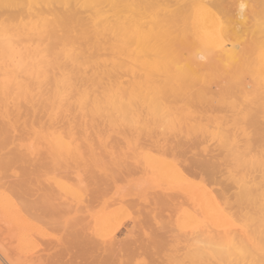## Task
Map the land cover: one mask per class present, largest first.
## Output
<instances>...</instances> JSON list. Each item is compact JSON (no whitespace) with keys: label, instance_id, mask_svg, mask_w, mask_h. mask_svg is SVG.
<instances>
[{"label":"bare ground","instance_id":"bare-ground-1","mask_svg":"<svg viewBox=\"0 0 264 264\" xmlns=\"http://www.w3.org/2000/svg\"><path fill=\"white\" fill-rule=\"evenodd\" d=\"M242 5H244V7H241ZM66 49H71L74 52L75 54L74 59H69V60L63 59L62 53ZM201 55L204 56L203 60L199 58ZM66 72H71L73 75V83L70 89L71 98L66 97L63 101V104L61 105V102L57 97L58 95H63V92H60L58 94L57 82ZM5 84L10 86L7 91H5V87H4ZM89 87L92 90V99L94 103L93 105H90L87 109H84L77 102V99L79 96V92ZM214 94L218 95V98L215 97ZM98 96L103 98L102 108H97L95 106V101ZM237 99H240L238 101H241L243 104L247 105L245 107L248 108V111L245 114L247 118L248 117L250 118L249 120L254 121L255 115L257 113L260 112L264 113V0H0V226H4L6 228L7 234L10 237L9 239H13L12 244L14 243L16 244V249H14V251L11 252L12 249H10L11 251H9L7 247L5 248V246L2 244L0 240V264H32V261L34 259H31L33 254H31L30 252L32 250L31 249L32 246L33 249L35 248L34 233L35 231H37V233L38 231H40L38 229L39 226L36 223H34V221H32L30 218V216H32V213L28 214L31 206L33 204L35 205L36 203L32 204L31 201L30 204L31 206H30L28 204L30 203V200H28V198L25 197L28 202L24 198H23L24 201L21 200V196L18 188H22V187L16 185V182H11L10 180L11 178L8 180V176H7L8 174L7 172L12 169H16L17 167L15 166L16 164H18V161H20L19 158L21 157L17 153V147L19 145L24 146V148L31 154H35L44 148L49 152V154L53 158V162L55 163L54 167L58 165L65 166L69 164L70 166L68 167H70L69 169H71L72 167H74V165L73 164L71 165V163L77 165L79 163L80 165V163L86 160L85 151H89L91 154H93L95 144L93 140H91L92 136H98V137L103 135L106 136L105 134H108L109 136L110 134L113 133L124 135V137L130 136L128 142L132 145L138 146L140 139L142 141H145L143 138H141L144 136L145 130L149 133L152 132L153 130H160L166 132L174 131L177 133V131L179 132L182 131L184 128H186L187 130H189V132L195 130L198 132L202 131L200 133H203L205 132V128H204L205 124L204 126H201L200 124H193L192 121H194V118L197 116L194 117V112L186 106L188 104L190 105L197 103L204 104V102L209 104H213V103L215 104L216 102H220V103L224 102V103H229V105H231V103L235 102V100ZM231 106H234V104H232ZM194 107L196 106H193L191 108ZM199 107L201 108V106ZM218 108H216L217 111ZM197 109L196 112L199 110ZM204 110L201 109V112H203ZM213 114L215 115L216 111ZM145 119L146 121H144ZM258 122L256 121V124ZM259 123L260 124L257 125L255 124V125L256 126L261 125V127L262 126L264 127V124H262L263 122L262 123L259 122ZM170 124H174V127H170ZM238 125L239 124L237 123V126ZM155 132L153 131L152 133ZM226 133H224L225 143L227 142V139H230L227 137L229 135L228 134L226 135ZM255 133L256 132H253L251 134H255ZM171 134L170 135L168 134L170 136V139L168 138L169 141H171ZM22 135L30 136L31 137L30 141L25 142L24 140L23 141L24 143L22 142L20 144L19 142L20 139L18 137ZM153 135L155 136V134ZM208 135H210V133ZM257 135L255 134L254 136ZM154 136H152L153 139ZM193 136L192 139L195 137ZM200 136L201 135H199V137ZM150 137L151 134L149 135V138ZM258 137L259 135L257 136V140ZM203 139L205 140L204 137L202 138V140ZM114 141L116 140H114L113 138L111 142L114 143ZM174 141H177V143L179 144L178 140H174ZM99 142L101 145L105 144V140L103 141L102 139H100ZM180 142H181L180 144L182 145L183 140H181ZM201 142L199 143L200 145ZM215 143L217 144V141ZM117 144L120 143L118 142ZM180 144L179 146H181ZM186 144L187 142L184 143L182 146L184 148L182 153H184L185 150L184 145ZM228 145L230 144L228 143ZM177 146L175 147L176 149L178 148ZM233 146L231 150L233 149ZM226 147H227V143H226ZM236 147L237 146L235 145V148ZM221 148L222 146H220V149L218 150L221 151ZM235 148L232 150V152H234V150L235 151L237 150V148L236 149ZM192 149L193 148H191V150ZM211 149H215V148H211ZM247 150H248L247 152H249L248 148ZM154 151L155 150H153V152ZM186 151H188V149ZM227 151L223 150L222 152H227ZM43 153L44 152H42V154ZM187 153L185 154L187 155ZM147 154L145 157H147ZM198 154L199 156L200 154L201 156H204L202 155V153H200V151ZM130 155H132V153ZM149 155L150 156L153 155L148 154L149 160L151 159V162L149 164H151L150 166H152V163L154 164L155 162L154 160L156 159L157 162L158 159L157 156H154L156 157L154 159L153 157H149ZM165 155L166 154H164L163 156ZM195 155L192 154V156ZM227 155L228 154H224V158L225 157L228 158V156H230ZM213 156H211V160L209 157L208 160L209 163L210 161H213L212 160L214 159ZM129 157L130 156H128V158ZM215 157L218 158V156ZM131 158L133 159V157ZM131 158H129V160ZM152 158H153V162H152ZM104 159L106 160L107 158L104 157ZM188 159L189 157H187V161ZM202 159L204 161V158ZM29 160L30 159H28V161ZM191 161L194 160L191 159L190 161H188V163ZM22 162L20 161V163ZM164 162L160 160L159 163L157 162L156 164H154L156 167L159 166L157 167L156 170H158V168L160 169V166L162 169V170L160 169L161 171H164L166 168L168 169V167L170 168V164L167 165L168 167L165 165L170 162L168 161H164ZM252 162H253L252 163L253 168L262 170L263 167H261L260 161L253 160ZM193 163H195V161ZM193 163L191 164L193 165ZM217 163L218 162H216V164ZM42 164L43 163H41V165ZM163 164L166 166L165 169ZM216 164L213 163L210 164V166L212 165L211 168H208L209 167L208 164L207 165L208 167L206 166V168H208L209 170L207 169V171L204 169L205 167L203 168L207 174L209 173L208 174L209 178L207 174L206 175L204 174V171L202 173L203 175H205V177L208 178L207 181L211 180V177L212 175H214V173L215 175H217L219 170H217L218 167L216 169L215 166H218L219 164L217 165ZM36 165L34 167V170L36 168ZM220 165L221 167L222 166L225 167V165L223 164ZM173 166H174L173 167L174 170L176 165ZM22 168H21V172H23ZM39 168L41 169V166L40 167L38 166L37 171L40 170ZM154 168L155 167H153V169ZM213 168H215L217 172H215L216 170ZM212 170L214 173L211 172ZM58 171L55 173V175L58 173ZM68 171L69 172L66 173L70 174V170ZM188 171L189 170L185 172L188 173ZM223 171H225V169H223ZM59 172L62 173L64 171H59ZM160 172L158 170L159 174H161ZM164 172L166 176V170ZM172 172L170 173L167 171V173L169 174H172ZM195 172L198 174L197 171ZM25 173L27 174V172ZM131 173L129 175H131ZM42 174L41 176H44V174L43 175ZM132 174L135 175L136 173L135 174L132 173ZM125 175L128 174H124V176ZM174 175H177L176 172ZM178 175L182 176V173ZM191 175L189 174V177ZM171 177H173L174 180L177 178V176H173V174L171 175ZM217 177H216L217 181L215 182V185L217 182H220L218 181ZM30 178L31 177H29V182H31ZM185 178L186 177H184V179ZM55 180L57 183L56 185H58L59 188L62 189L67 196L72 197L74 195V190L76 189V187L68 184L67 182L57 180V178L54 179V181ZM180 180L183 179H178V181ZM185 180L183 181L184 182L190 181L189 179H188L189 181L188 180L185 181ZM73 181H75V178L73 179ZM232 181L233 180H231V182ZM171 182L174 183L173 180ZM238 182H239L238 180L235 181V183L237 184ZM17 183L19 184V182ZM163 183H165V181ZM208 183L209 185L211 184L209 181ZM248 184L250 183L248 182ZM196 185L197 184L191 183V185L189 186L193 187ZM200 185L202 190L200 189L198 183L197 189L199 190H196V192H194L193 195L195 198V202L201 211L202 216L205 218L206 223L209 225L210 230H208L206 233L207 234L206 239L203 238L206 243L204 241L201 242L199 240L201 244L204 243L203 247L202 245H200V248L198 247L199 249L195 247V249L198 250L196 251L194 249V252L190 250L191 248L189 249L191 252L187 250L188 253L185 256H187L188 261L191 260V263L193 264L194 262H200V264H262V262H264V257H262L260 251L259 236L261 231V215H262L261 209H262V205H264V190L256 192L252 189L250 185L246 186L245 184L246 187L244 185L241 186V188L243 187L244 189L242 188L241 190L242 193L238 192V194L240 193L238 197L240 196L239 198L241 202L247 201V203L249 202L251 205H253V207L256 209V217L250 216V218H252L250 219L252 228L248 227L247 229L245 224L244 226L246 227V229L242 230L243 233H241L242 236L240 237V235L239 236L236 235L237 232H234L233 229L228 230L226 228L229 227L228 225H232L231 227H233V225L236 226L238 224H233L234 223L233 217L228 212H226V208L223 206L219 196L215 194L216 191L204 186L203 189L202 184ZM262 187H264V182ZM30 191L28 193H30ZM30 197L31 194L29 195V198ZM101 197H104V194L103 196H100V199ZM158 200H159L158 197L155 198L156 202ZM166 200L163 201L164 204L166 203L165 202ZM174 200L176 201L175 198ZM161 201L162 200H160L159 202ZM133 202L135 204V201ZM150 202L151 204L153 203L152 201ZM159 202L158 205H160L159 206L160 208L159 207L158 208L161 209V207L163 208L164 204L162 205V202L161 204ZM238 204L240 205V202H238L236 205L238 206ZM155 205H157V203ZM132 206L134 207V205ZM113 208H114L113 210H115V207ZM119 208L122 209V207ZM127 210L126 212H123L124 214L121 212L122 216H120L121 215L120 212L116 210L115 212L116 214L119 213L120 214L119 216L125 219L124 215L128 211H130V209L128 211ZM187 210L185 209V211ZM163 211H167V209ZM111 212L112 211H110V213ZM148 212L147 214H149ZM248 212L249 211H247V213ZM81 213H83V211ZM248 215L249 214H247V216ZM115 217L119 219L118 215H115ZM115 217L111 221L112 224L107 223L110 226L106 224L104 225L108 227L107 230L109 231L108 232L106 229H104L103 231L104 233L107 231L109 234H111L110 230L112 229L113 231L114 230L113 227L114 226L117 227L115 222L117 219L115 220ZM194 217L195 219L194 218L192 219L196 221L197 218L196 216ZM151 218L153 217L151 216ZM38 219H36V221H38ZM82 220H86V218ZM121 220L123 219L120 218V222ZM181 220H183V218H181ZM188 220L186 221L187 224H188ZM42 221H44L43 223H45V220H40L39 223H42ZM113 221L115 223H113ZM120 222H118L119 226H120ZM183 222L185 223V221ZM46 223H48L47 220ZM184 223L183 224L181 223L183 225L182 228L186 227L184 226ZM136 225L138 226V224ZM190 225L188 224L187 226H189L190 228L191 227ZM86 226L89 227L87 224L85 225V227ZM119 226L117 227L118 229ZM193 226L196 225L193 224ZM201 226L203 230L205 226H203V224H201ZM95 227H98V225L97 226L95 225ZM145 227L147 228V225ZM238 227H240L241 229V226ZM49 228L50 227H48V229ZM103 228L104 227L102 226V230ZM140 228L142 229L141 226L139 227V229ZM158 228H159V232L160 231L163 232L161 230L162 227L161 229L160 226ZM149 229H147V231ZM163 230L167 232L165 229ZM170 230H168V232H170ZM46 231L44 229L43 232L39 234L43 235L44 233V235H46L45 234ZM150 231L151 230H149V232ZM1 232H3V230H1ZM103 232L101 231L102 236L104 235L102 239H104V237L108 238V236H110L109 234L107 236L106 235L107 233L103 234ZM114 232L112 236L114 235ZM132 233H130L131 236ZM82 234L84 233L82 232ZM91 234H94V232ZM201 234H203L202 231ZM133 235L135 240L136 234ZM160 235L162 236V233ZM131 236L129 237L131 238ZM46 237L48 236L46 235ZM136 238H139V236ZM142 238L143 237H141L140 239ZM155 238L157 237L155 236ZM164 239L166 238L164 237ZM144 241H142L143 242L142 243L140 240L142 244H144ZM161 241L164 242V240ZM193 241L195 240L193 239ZM196 241L199 244V241L198 240ZM196 241L195 244H197ZM46 242H48V240ZM150 243L152 244V242ZM153 243L156 244V242L154 241ZM109 244L110 245L112 244L113 246V243H109ZM157 244L159 246L160 243ZM166 244L167 242H165V245ZM169 246L167 245L166 247L169 248ZM37 247H40V245H38ZM49 247L51 248L50 245ZM163 247L165 246L163 245ZM9 248L11 247L9 246ZM91 249L93 250V248ZM76 251L78 252V249H76ZM110 252L111 251L109 250V253ZM160 252L161 251L157 253L159 254ZM162 252H164L163 248H162ZM149 253L150 252L148 251L147 254ZM168 253L166 251V254ZM188 254H190V256ZM110 255L107 256L110 257ZM119 255L121 254L119 253L118 256ZM78 256L81 261L82 256L80 257V255H77V257ZM123 256L125 255L123 254ZM150 256H152V254ZM182 256L183 254L181 255V258ZM191 256H193V261ZM127 257L128 255L125 258ZM166 258H168V255ZM176 258L177 256L175 258L172 257L170 259L174 260ZM77 259L78 258H76V260ZM107 259L109 260L110 258ZM43 260L45 261V258ZM39 261L41 260L39 259ZM39 261L37 260L35 264H39ZM52 262L53 261H51V263ZM87 262H91V261L89 260Z\"/></svg>","mask_w":264,"mask_h":264},{"label":"rangeland","instance_id":"rangeland-1","mask_svg":"<svg viewBox=\"0 0 264 264\" xmlns=\"http://www.w3.org/2000/svg\"><path fill=\"white\" fill-rule=\"evenodd\" d=\"M214 96L215 97H217L218 98V95H215L214 94ZM216 98V99H217ZM238 100H240V99H237V100H235V102H233V103H231V105L232 104H234V106H231V105H229V103H220V102H216L215 104L213 103V104H209V103H206V102H204V104H201V103H197V104H192V105H190V104H188L186 107H188L190 110H192L193 112H194V117L195 116H197V117H195L194 118V121H192V123L193 124H200L201 126H204V124H205V126L207 127H205L204 126V128H205V132H203V133H205V134H203V133H200V132H202V131H200V132H198V131H191V132H189V130H187L186 128H184L182 131H177V133L176 132H174V131H160V130H153L155 133H152V132H147L146 130L144 131V136L143 137H141V138H143L145 141H142L141 139H140V141L142 142H140L139 141V144H138V146L137 145H132V144H130L129 142H128V139H130V136H126V137H124V135H120V134H115V133H113V134H110L109 136H108V134H105L106 136H100V137H98V136H92L91 137V140H93V142H94V144H95V147H94V152H93V154H91L89 151H85V161L84 162H82V163H80V165H79V163H78V165L77 164H74V163H71V165L73 164L74 165V167H72L71 169H69L70 167H68V166H70L69 164L68 165H63V166H60V165H58V166H55L54 167V165H55V163L53 162V158L51 157V155L49 154V152L46 150V149H41V151H39V152H37V153H35V154H31L30 152H28L25 148H24V146H22V145H19L18 147H17V153L20 155V157L21 158H19V160L22 162V163H20V161H18V164H16V166L15 167H17L16 169H12V170H10V171H8L7 173V176H8V180L10 179L11 180V182H16V185H18V186H20V187H22V188H18L19 189V192H20V196H21V200H23L24 201V199H26V198H28V200H30V203H28L29 205L31 204V201H32V204L33 203H36L37 204V202H36V200H35V198L33 197V195H32V191H30V190H32V179L33 178H37L38 179V182H39V179H42L43 180V182L45 183V184H51L52 186H58V185H56L57 183H56V180L54 181V179H56L57 178V180H61V181H63V182H67L68 184H70V185H72V186H74V187H76V181L78 180V178L80 177V176H82V174L84 175L85 173H90L91 171H95L96 169H95V165H96V163L97 162H99V163H105V162H108V163H111L112 162V160H113V156H119V157H121V159L119 160V166H118V168H117V170L118 171H120L121 173H122V180H125V181H123L124 183H126V184H129L130 185V188H129V190L128 191H119V185H113L112 187H114V188H112L111 187V189L112 190H110L111 192H109L108 191V193H107V195H106V197H105V195H104V197H101V199H100V196H103V194L101 193V195H99V197L98 196H96V197H98V198H96V197H93L92 199L94 200V199H97V200H92L91 199V201H81L80 202V207H82V209H83V213H80V224H78L77 226L75 225L74 227H72V228H69V229H67V231H64L65 229H63V228H60L58 231H53L52 230V228L50 227V225H48L49 223H46V218H45V216L44 215H42V212L40 211V206H38V204L36 205H32V206H34V207H32L31 205V208L29 209V212H28V214H31L32 213V216H34V217H32V216H30V218H31V220L32 221H34V223H36L38 226H39V230L40 231H38V233H37V231H35V235H34V239H35V248L33 249V246L31 247V249L33 250H31V254H33L32 255V258L31 259H34L35 260V262H34V260L32 261V264L34 263H36V261L38 260L39 261V259L41 260V261H39V264H50L51 263V261H53L51 264H87V261H94L95 262V264H105L107 261V263L106 264H123V262H126V261H128V260H133V261H136V260H142V261H144L145 262V264H148V262H152L151 264H167V261H169L170 260V258H175L176 256H177V258L176 259H174V260H176V261H180V262H182V261H184L183 262V264H193V263H191V260L190 261H188V259H187V256H185V255H187V250L188 251H193L194 252V249H195V247H199L200 248V245H202V247H203V244H201L200 243V241L201 242H203L204 241V239L203 238H205L206 239V236H207V231L208 230H210L209 229V225L206 223V221H205V218L202 216V214H201V211H200V209H199V207H198V205L196 204V202H195V198H194V195H193V193L194 192H196V190H199V189H197V187H198V183H199V187H200V189L202 190V188H201V185L200 184H202V187L204 186V187H207V188H211V189H213L214 191H216L215 192V194H217L218 196H219V198H220V200H221V202H222V204H223V206L226 208V212H228L232 217H233V221H234V223L233 224H238V225H233V227H231L232 225H228L229 227H226L228 230H232L233 229V231L234 232H237V234L236 235H240V237L242 236V234L241 233H243V229H246V227H247V229H248V227L249 228H252V226H251V220L250 219H252V218H250V216L252 217H256V209L253 207V205H251L249 202L247 203V201H243V202H241V200H240V196L238 197V195H240V193H242V188H241V186H245V184H246V186L247 185H250L251 187H252V189L254 190V191H256V192H258V191H263L264 190V187H262V185H263V182H264V167L262 168V170L261 169H256V168H253L252 167V161L254 160H258V161H260V157H261V153L262 152H264V130H263V128L261 127V125H259V126H256L257 124H260L259 122H263L262 124H264V113H257L256 115H255V120L254 121H251V120H249L250 118L248 117H246V112L248 111V108L247 107H245V106H247V105H245V104H243L241 101H238ZM199 104V105H198ZM203 105V106H202ZM193 106H196L198 109L200 108L199 106H201V108L198 110L196 107H194V108H191V107H193ZM216 109V108H218V111H217V109L215 110L213 107ZM217 106V107H216ZM202 107H204V108H202ZM230 107V108H229ZM236 107V108H235ZM198 110L197 112H196V109ZM225 108V109H224ZM241 108V109H240ZM201 109L202 110H204L203 112H201ZM208 109V110H207ZM210 109V110H209ZM216 111V114L214 115L213 113H215V111ZM237 109V110H236ZM240 109V110H239ZM219 110H221V111H219ZM226 110V111H225ZM198 113V114H197ZM218 113V114H217ZM199 116V117H198ZM203 117V118H202ZM220 117V118H219ZM222 117V118H221ZM230 117V118H229ZM256 117H257V120H256ZM247 118V119H246ZM201 119V120H200ZM202 119H205V120H202ZM221 119V120H220ZM225 119V120H224ZM239 119V120H238ZM259 119V120H258ZM208 120V121H207ZM223 120H224V122H223ZM243 120V121H242ZM245 120V121H244ZM144 121H146V119L144 120ZM197 121H198V123H197ZM211 121V122H210ZM214 121V122H213ZM237 121H239V122H237ZM256 121L258 122L257 124H256ZM220 122H221V124H220ZM223 122V123H222ZM147 123V122H146ZM203 123V124H202ZM237 123L239 124L238 126H237ZM256 124V125H255ZM208 125V126H207ZM216 125V126H215ZM212 126V127H211ZM252 126V127H251ZM254 126V127H253ZM255 126H256V128H255ZM209 127V128H208ZM211 127V128H210ZM213 127H215V128H213ZM258 127V128H257ZM245 130H244V129ZM252 128V129H251ZM255 128V129H254ZM259 128H262V129H259ZM217 129H222V131H223V133H226V135L228 134L229 136H227L228 138H230V139H227V147H226V143L224 142V143H221L220 142V140H213L212 139V135H211V132H213V130H217ZM259 129V130H258ZM257 130V131H256ZM157 131H158V134H157ZM256 132L255 134L257 135H259V137H258V140H257V136H254L255 134H251V133H253V132ZM262 131V132H261ZM171 132H172V134H171ZM183 132H185V133H183ZM195 132H196V135H195ZM229 132V133H228ZM251 132V133H250ZM258 132V133H257ZM160 133V134H159ZM167 133V134H166ZM173 133H175V134H173ZM181 135H180V134ZM192 133V134H191ZM210 133V135H208ZM151 134V137L149 138V135ZM153 134H155V136L153 135ZM171 134V141H169V139H170V136L169 135ZM178 134V135H177ZM186 134V135H185ZM260 134H261V136H260ZM115 135V136H114ZM146 135H148V136H146ZM164 135V136H163ZM195 137H194V136ZM199 135H201L200 137H199ZM205 135H207V136H205ZM230 135H231V137H230ZM263 135V136H262ZM114 136V137H113ZM152 136H154V139H153V137ZM173 136V137H172ZM179 136V137H178ZM181 136V137H180ZM184 136V137H183ZM188 136V137H187ZM192 136L194 137L193 139H192ZM156 137V138H155ZM178 137V138H177ZM205 138V140L203 139L202 140V138ZM261 137V138H260ZM20 140H19V142H20V144L25 140V142H27V141H30V136H28V135H22V136H19L18 137ZM113 138H114V140H116L117 141V143L119 142L120 144H117L116 143V141H114V143H116V144H114L113 142H111L112 140H113ZM119 140H118V139ZM169 138V139H168ZM177 138V139H176ZM181 138H183V139H181ZM190 138V139H189ZM207 138V139H206ZM251 138V139H250ZM260 138V139H259ZM100 139H102L103 141L105 140V144L104 145H101L100 144ZM112 139V140H111ZM172 139H174V140H178V142H179V144L181 143L180 141L181 140H183V143H182V145L181 146H179V144L177 143V141H174V140H172ZM185 139V140H184ZM187 139H188V141H187ZM199 139H201V140H199ZM190 140V141H189ZM207 140V141H206ZM238 140V141H237ZM242 140V141H241ZM251 140V141H250ZM257 140V141H256ZM150 141V142H149ZM187 142V144L186 145H184V147H185V150H184V153H182L183 152V144L184 143H186ZM192 141V142H191ZM201 141H203V142H201V145L199 144ZM205 141V142H204ZM217 141V144L215 143ZM262 141V142H261ZM145 142V143H144ZM164 142V143H163ZM168 142V143H167ZM214 142V143H213ZM242 142H243V144H242ZM251 142H252V144H251ZM257 142V143H256ZM259 142H261V143H259ZM24 143V142H23ZM125 143V144H124ZM148 143H149V145H148ZM190 143V144H189ZM192 143V144H191ZM203 143V144H202ZM206 143H207V145L210 147V154H209V151H207L206 150V147H204V146H206ZM221 143V144H220ZM228 143L230 144V145H228ZM237 143V144H236ZM175 144H176V146H177V144H178V150L175 148L176 146H175ZM214 144H216V145H214ZM224 144H225V146H224ZM247 144H249V145H247ZM251 144V145H250ZM106 145V146H105ZM122 147H121V146ZM198 147H196V146ZM222 146V148H223V150L224 151H227V149H228V151L227 152H222L223 150H222V148H221V151L220 150H218V149H220V146ZM234 145V146H233ZM235 145L237 146L236 148H237V152L234 150V152H232V150L235 148ZM115 146V147H114ZM120 146V147H119ZM134 146H136V147H134ZM142 146V147H141ZM174 146V147H173ZM187 146V147H186ZM212 146V147H211ZM217 146V147H216ZM232 146H233V149L231 150V148H232ZM251 146V147H250ZM117 147V148H116ZM143 147H144V149H143ZM148 147V148H147ZM224 147H225V149H224ZM230 147V148H229ZM260 147V148H259ZM132 148V149H131ZM136 148V149H135ZM171 148V149H170ZM180 148H182V149H180ZM191 148H193L192 150H191ZM211 148H215L216 149V151H215V149H211ZM227 148V149H226ZM235 148V149H236ZM247 148L249 149V152H247L248 150H247ZM86 149V148H85ZM100 149V150H99ZM116 149V150H115ZM135 149V150H134ZM170 149V150H169ZM173 149V150H172ZM188 149V151H186ZM229 149H230V151H229ZM245 149V150H244ZM134 150V151H133ZM137 150V151H136ZM139 150H140V152H139ZM149 150V151H148ZM153 150H155L154 152H153ZM168 150V151H167ZM172 150V151H171ZM182 150V151H181ZM190 150V151H189ZM200 151V153H202V155H204V156H201V154H200V156H199V151ZM211 150H213V151H211ZM19 151H20V153H19ZM103 151V152H102ZM164 151H166V152H164ZM181 151V152H180ZM186 151V152H185ZM193 151V152H192ZM243 151V152H242ZM42 152H44L43 154H42ZM169 152V153H168ZM172 152V153H171ZM177 152V153H176ZM180 152V153H179ZM189 154H188V153ZM229 152V153H228ZM239 152V161H238V163H236L235 165L236 166H234L233 165V155L235 154V153H238ZM245 152V153H244ZM97 153V154H96ZM101 153V154H100ZM120 155H119V154ZM132 153V155H130V154ZM144 153H145V155H144ZM152 154L153 156H150L149 155V157H153L154 159L156 158V157H154V156H157V159H158V163L160 162V160H162L163 162L164 161H168V162H170V163H168V162H166V163H168V164H165L166 166L167 165H169L170 164V168L168 167V169L166 168L165 169V165H164V169L166 170V176H165V170L164 171H161L162 169H161V166H160V169L158 168V170H159V172L161 173V174H159L158 173V170H156L157 169V167H159V166H155L154 164H156L157 162H156V159L154 160L155 162H154V164L152 163V166H150L151 164H149L150 162H151V159L149 160V158H148V154ZM185 153H187V155L185 154ZM222 153H224V154H228V155H230L231 153V155L230 156H228V158H224V154H221ZM243 153V154H242ZM40 154H41V157H40ZM87 154H88V156H87ZM103 154V155H102ZM123 154V155H122ZM129 154V155H128ZM146 154H147V157H145L146 156ZM164 154H166L165 156H163ZM177 156H176V155ZM179 154V155H178ZM183 154V155H182ZM192 154L193 155H195V156H197V154H198V156L197 157H195V156H192ZM208 154V155H207ZM217 154H219V155H217ZM246 154V155H245ZM26 155V156H25ZM122 155V156H121ZM144 155V156H143ZM169 155H170V157H169ZM190 155V156H189ZM207 155V156H206ZM214 155V156H213ZM94 156V157H93ZM125 156V157H124ZM128 156H130L129 158H131V157H133V159L131 158L130 160H129V158H128ZM143 156V157H142ZM179 156H181V157H179ZM182 156H184L185 157V159H184V157H182ZM211 156H213V158L214 159H212L213 161H210V163H209V157H210V160H211ZM215 156H218V158L217 157H215ZM226 156V155H225ZM104 157L105 158H107L106 160L104 159ZM169 157V158H168ZM178 157V158H177ZM187 157H189V159L191 160H194L195 161V163H197V164H195V163H193L194 161H191V162H189L188 163V161H190L189 159H188V161H187ZM192 157V158H191ZM40 158V159H39ZM48 158V159H47ZM153 158H152V162H153ZM202 158H204V161H203V159ZM243 158H246V159H243ZM22 159V160H21ZM28 159H30L29 161H28ZM91 159V160H90ZM178 159V160H177ZM196 159H197V161H196ZM128 160V161H127ZM140 160V161H139ZM149 160V161H148ZM219 160V161H218ZM222 160V161H221ZM27 161V162H26ZM33 161V162H32ZM184 161V162H183ZM224 161H225V163H224ZM247 161V162H246ZM39 162V163H38ZM130 162V163H129ZM134 162V163H133ZM183 162V163H182ZM201 162V163H200ZM202 162H204V163H202ZM216 162H218L217 164H219L218 166H215V168L217 169V167H218V169L217 170H219L220 172L223 170V169H225V171L224 172H227L228 171V169L229 168H231V167H234V170H235V172H236V174H237V176H238V184L237 183H235V181H237V180H233L232 182H231V180H224L223 179V177H222V175H221V173L218 171V173H217V175H215V173L213 172V170L211 171V172H213L214 173V175H212V177H211V180H208L211 184L209 185V183H208V181H207V179L209 178V173L207 174L206 173V171H207V169L208 168H211V166H210V164H216ZM231 162V163H230ZM241 162H243V163H241ZM246 162V163H245ZM27 163V164H26ZM28 163H29V165H28ZM37 165H36V164ZM41 163H43V164H45V165H41ZM90 164V166H89V164ZM127 163H128V166H127ZM147 163V164H146ZM165 163V162H164ZM173 163V164H172ZM191 163H193V165L191 164ZM200 163V164H199ZM40 164V165H39ZM162 164V163H161ZM203 164V165H202ZM209 164V167L207 166ZM216 164V165H217ZM220 164H223V165H225V167L224 166H222L221 167V165ZM243 164V165H242ZM245 164V165H244ZM18 165V166H17ZM19 165H20V168H19ZM35 165H36V168H35V170H34V167H35ZM77 165V166H76ZM158 165H160V164H158ZM173 165H176V171H175V168H174V170H173ZM188 165H190V166H188ZM195 165V166H194ZM198 165V166H197ZM226 165H228V166H226ZM231 165V166H230ZM38 166L40 167L41 166V169L40 170H38L37 171V168H38ZM185 166H187V167H185ZM206 166L208 167V168H206ZM214 166V165H213ZM220 166V167H219ZM244 166V167H243ZM14 167V168H15ZM23 167V168H22ZM26 167V168H25ZM28 167V168H27ZM47 167V168H46ZM50 167V168H49ZM61 167H62V169H61ZM153 167H155L154 169H153ZM172 167V168H171ZM198 167V168H197ZM205 167V168H204ZM242 167V168H241ZM21 168H22V171L23 172H21ZM68 168V169H67ZM74 168V169H73ZM127 168H128V170H127ZM129 168H131V169H129ZM134 168V169H133ZM162 168H163V166H162ZM185 168V169H184ZM190 168V169H189ZM193 168V169H192ZM200 168V169H199ZM202 168V169H201ZM206 170H204V169ZM215 168H213V169H215ZM227 168V169H226ZM24 169V170H23ZM26 169V170H25ZM32 169H33V171H32ZM46 169V170H45ZM47 169H49V170H47ZM56 169V170H55ZM60 169V170H59ZM89 169V170H88ZM178 169H179V171H178ZM184 169V170H183ZM196 169H199L200 170V172H199V170H196ZM215 169V170H216ZM241 169H242V171H241ZM64 171V172H62V173H60L59 171ZM68 170H70V174L69 173H66V172H69ZM91 170V171H90ZM130 170V171H129ZM133 170V171H132ZM137 171V172H135V171ZM156 170V171H155ZM172 170H173V172H172ZM187 170H189L188 171V173H186L185 171H187ZM192 170H193V172H192ZM209 170V169H208ZM217 170L215 171V172H217ZM227 170V171H226ZM13 171V172H12ZM27 172V174L25 173V172ZM39 171H40V173L42 174H44V176H41V174L39 173ZM48 171V172H47ZM58 171V173L55 175V173ZM127 173H126V172ZM131 171H132V173H136L135 175H133L132 173H131ZM167 171L168 172H172V174H173V176H177V178L178 179H183V180H188L189 182H187L186 180V182H184L183 180H180V181H178V179L176 178L175 180H174V178L173 177H171V175L172 174H169V173H167ZM179 173H178V172ZM195 171H197L198 172V174L195 172ZM203 171H204V174L206 175L207 174V176H208V178L207 177H205V175H203L202 173H203ZM240 171H241V173H240ZM246 171V172H245ZM256 171H257V173H256ZM261 171H263V172H261ZM29 172V173H28ZM31 172V173H30ZM72 172H75V173H72ZM156 172V173H155ZM175 172H176V174L177 175H174L175 174ZM244 172H245V174H244ZM22 173V174H21ZM131 173V175H129ZM137 173H138V175H137ZM182 173V176H180V175H178V174H181ZM194 175H193V174ZM196 173V174H195ZM24 174V175H23ZM39 176H38V175ZM42 174V175H43ZM68 174V175H67ZM124 174H128V175H125L124 176ZM170 176H169V175ZM189 174L191 175V176H193V177H189ZM243 174V175H242ZM12 175V176H11ZM32 175V176H31ZM35 175V176H34ZM158 175H159V178H158ZM251 175V176H250ZM10 176V177H9ZM23 178H22V177ZM25 176V177H24ZM31 177L30 178V181L31 182H29V177ZM69 176V177H68ZM168 176V177H167ZM180 176V177H179ZM195 176H196V179H195ZM198 176H199V178H198ZM219 178H218V177ZM14 177H16V178H14ZM42 177V178H41ZM77 177V178H76ZM140 177V178H139ZM165 177V178H164ZM169 177H171V178H169ZM182 177V178H181ZM184 177H186L185 179H184ZM216 177H217V179H218V181H220V182H217L216 183V185H215V182L217 181L216 180ZM252 177V178H251ZM23 180H22V179ZM70 178V179H69ZM71 178H72V180H71ZM75 178V181H73V179ZM173 178V179H172ZM212 178H213V180H212ZM13 179V180H12ZM19 180V181H17V180ZM21 179V180H20ZM28 179V180H27ZM67 179H69V180H67ZM174 181V183L173 182H171L172 180ZM15 180V181H14ZM165 181V183H163L164 181ZM177 180V181H176ZM22 181V182H21ZM194 181V182H193ZM241 181V182H240ZM17 182H19V184L17 183ZM25 182H26V184H25ZM248 182L250 183V184H248ZM24 183V184H23ZM136 183H140V184H142V185H145L146 186V191H148V192H152L151 193V197H152V204H151V202H150V205H151V207H147V206H149V202L144 198V197H142V196H140L139 195V193L137 192V190H136V188H135V185H136ZM145 183V184H144ZM188 183V184H187ZM191 183L193 184H197L196 186H193V187H191V186H189V185H191ZM179 184H181V185H179ZM187 184V185H186ZM237 184V185H236ZM22 185V186H21ZM25 185V186H24ZM31 186V187H30ZM189 186V187H188ZM239 186V187H238ZM245 186V187H246ZM132 187V188H131ZM133 187H134V189H133ZM204 187H203V189H204ZM29 188H30V190H29ZM23 191H22V190ZM244 189V188H243ZM28 190V191H27ZM21 191H22V193H21ZM30 191V193H28ZM238 192H240L239 194H238ZM28 193V194H27ZM64 193V192H63ZM110 193V194H109ZM222 193V194H221ZM31 194V197L29 198V195ZM153 194V195H152ZM161 194V195H160ZM165 194V195H164ZM64 195H66L65 193H64ZM170 195H171V197H170ZM67 196V195H66ZM160 196H162V197H160ZM167 196V197H166ZM26 197V198H25ZM69 197V196H68ZM158 197V201L156 202L155 201V198H157ZM183 197V198H182ZM24 198V199H23ZM33 198V199H32ZM103 198V199H102ZM174 198L176 199V201L174 200ZM237 198H239V199H236ZM99 199V200H98ZM105 199V200H104ZM167 199V200H166ZM34 200V201H33ZM107 200V201H106ZM117 200V201H116ZM137 200V201H136ZM160 200H162L161 202H162V205L164 204L163 203V201L164 200H166L165 202V204H164V206H163V208L161 207V209H163V210H166L167 209V211H163V210H161V209H159L160 207V205H158V202L160 201ZM168 200H169V202H168ZM185 200V201H184ZM26 201H27V199H26ZM97 201V202H96ZM98 201H99V204H98ZM105 201V202H104ZM115 203H114V202ZM125 201V202H124ZM133 201H135V204H134V202L132 203ZM179 201V202H178ZM184 201V202H183ZM28 202V201H27ZM26 202V203H27ZM91 202V203H90ZM97 204H96V203ZM116 202H117V204H116ZM161 202H159L160 204H161ZM168 202V203H167ZM175 202V203H174ZM190 202V203H189ZM238 202H240V205L238 204V206L236 205ZM246 202V203H245ZM93 203V204H92ZM95 203V204H94ZM157 203V205H155V204ZM182 203V204H181ZM232 203H235V204H232ZM242 203H243V205H242ZM141 204V205H140ZM232 204V205H231ZM248 204V205H247ZM87 205V206H86ZM90 205V206H89ZM93 205V206H92ZM121 205V206H120ZM132 205H134V207L132 206ZM154 205H155V207H154ZM167 205H168V207H167ZM179 205V206H178ZM187 205V206H186ZM236 205V206H235ZM250 205H251V207H250ZM35 206H37V207H35ZM86 206V207H85ZM96 206V207H95ZM108 206V207H107ZM129 206H130V208H129ZM233 206V207H232ZM241 206V207H240ZM247 208H246V207ZM113 207H115V210L116 211H118V212H120V214H121V212L123 213V212H126V210L128 209H130V211H128L125 215H124V217H125V219L123 218V217H120V216H122V214L120 215L119 213L118 214H116V212H115V210H113L114 208ZM119 207H122V209H120L119 208V210H118V208ZM127 209H126V208ZM153 207V208H152ZM157 207V208H156ZM159 207V208H158ZM34 210H33V209ZM38 208H39V211H38ZM106 208H108V209H106ZM117 208V209H116ZM124 208V209H123ZM144 208V209H143ZM155 208V209H154ZM169 208V209H168ZM187 208H188V210H187ZM191 208V209H190ZM238 208V209H237ZM243 208V209H242ZM245 208V209H244ZM32 209V210H31ZM139 209V210H138ZM159 209V210H158ZM185 209L187 210V211H185ZM235 209V210H234ZM134 210V211H133ZM172 210V211H171ZM237 210V211H236ZM253 210V211H252ZM31 211V212H30ZM110 211H112L111 213H110ZM149 211V212H148ZM155 211H157V212H155ZM178 211V212H177ZM247 211H249L248 213H247ZM135 212V213H134ZM147 212L149 213V214H147ZM152 212V213H151ZM154 212H155V214H154ZM159 212V214L161 213V215L160 216H163V217H161V221H160V223L159 224H157V223H155V221L154 220H152L153 218H151V216L152 217H155L156 216V214ZM186 212H187V214H186ZM192 214V216H191V214ZM34 213V214H33ZM112 213H113V215H112ZM128 213H130L131 214V217H130V214H128ZM171 213V214H170ZM183 213H184V215H183ZM36 214H37V216H36ZM118 215V217H119V219H117L116 217H115V215ZM124 214V213H123ZM128 214V215H127ZM148 216H147V215ZM165 214V215H164ZM199 214V215H198ZM235 214V215H234ZM244 214H246V215H244ZM247 214H249L248 216H247ZM83 215V216H82ZM120 215V216H119ZM126 215H127V218H126ZM244 215V216H243ZM39 216V217H38ZM81 216H82V218H81ZM87 216V217H86ZM112 216H114L115 217V220L117 219L118 220V222H120V218H122L123 220H121V222H120V226H119V223L117 222V220L115 221L116 222V225H117V227L119 226V229L116 227V226H114L113 227V231H112V229L110 230V233L111 234H109L108 232V227L107 226H104L105 224L106 225H108L107 223H111V221L113 220V218L114 217H112ZM129 216V217H128ZM146 216V217H145ZM167 216V217H166ZM185 216H186V218H185ZM194 216H196V218H197V220L196 221H194L192 218H194L195 219V217ZM246 216V217H245ZM36 217H38V218H36ZM132 217H133V219H132ZM165 217V218H164ZM199 217V218H198ZM34 218H36V219H38V221H36V219H34ZM44 218V219H43ZM86 218V220H82V219H85ZM112 218V219H111ZM148 219V221H147V219ZM164 218V219H163ZM181 218H183V220H181ZM190 218V219H189ZM99 219V220H98ZM111 219V220H110ZM142 219H144V220H142ZM178 219H179V221H178ZM188 220V224L191 226L190 228H189V226H187L188 224H187V220ZM40 220H45V223H43L44 221H42V223H39V221ZM133 220V221H132ZM136 220V221H135ZM141 220V221H140ZM191 220H193V221H191ZM242 220V221H241ZM97 221V222H96ZM102 221V222H101ZM106 223H105V222ZM113 221V223H115ZM129 221V222H128ZM183 221H185V223L183 222ZM236 221V222H235ZM238 221V222H237ZM48 222V221H47ZM99 222V223H98ZM104 222V223H103ZM137 222V223H136ZM139 222V223H138ZM146 222V223H145ZM192 222H194V223H192ZM246 222V223H245ZM98 223V224H97ZM102 223V224H101ZM118 223V224H117ZM141 223V224H140ZM144 223V224H143ZM148 223H149V225H148ZM184 223V226H186V227H183L182 228V224ZM197 223V224H196ZM198 223H200V224H198ZM250 223V224H249ZM46 224V225H45ZM88 225L89 227H85V225ZM112 224V223H111ZM131 224V225H130ZM136 224H138V226L136 225ZM154 224V225H153ZM193 224L194 225H196V226H193ZM201 224H203V226H205L204 228H203V230H202V226H201ZM206 224V225H205ZM241 224V225H240ZM246 224V225H245ZM81 225V226H80ZM85 227V229H84V227ZM95 225L97 226L98 225V227H95ZM113 225H115V224H113ZM113 225H111V226H113ZM147 225V228L145 227ZM166 225V226H165ZM181 225V226H180ZM246 227H245V226ZM248 225V226H247ZM101 226V227H100ZM102 226L104 227L103 228V230H102ZM108 226H110V225H108ZM142 227V229H141V231H140V229H139V227ZM144 226V227H143ZM150 226H151V228H150ZM152 226H153V228H152ZM160 226V229H161V227H162V231L163 232H165L163 229H165L167 232H165V233H163V232H161L162 233V236L160 235L161 233L159 232V227ZM208 226V227H207ZM238 226H241V229H240V227H238ZM48 227H50L49 229H48ZM76 227V228H75ZM117 229H116V228ZM125 227V228H124ZM131 227V228H130ZM234 227H236V228H234ZM242 227H244V228H242ZM0 228H1V230H3V232H1V230H0V235H1V237H0V240H1V242H2V244L5 246V248L7 247L8 248V250L9 251H11L10 249H12V251L11 252H13L14 251V249H16V244L14 243V244H12V241H13V239H9L10 237L8 236V234H7V231H6V228L4 227V226H0ZM3 228V229H2ZM41 228V229H40ZM79 228H81V229H79ZM88 228V229H87ZM93 228V229H92ZM112 228V227H111ZM146 228V229H145ZM150 228V229H149ZM45 229V234L48 236V237H46V235H44V233H43V235H41V234H39V233H42L43 232V230ZM51 229V230H50ZM76 229V230H75ZM77 229H79V230H77ZM83 229V230H82ZM91 229V230H90ZM104 229H106L107 231L104 233L103 231H104ZM147 229H149V230H151L150 232H149V230L147 231ZM153 229V230H152ZM171 229V230H170ZM235 229V230H234ZM237 229H238V231H237ZM69 230V231H68ZM75 230V231H74ZM86 230V231H85ZM90 230V231H89ZM115 230H117V231H115ZM143 230V231H142ZM168 230H170V232H168ZM176 230V231H175ZM206 230V231H205ZM79 232V234H78V232ZM101 231L103 232V234H106L107 236H108V234L110 235V236H112V234H113V232H114V235L112 236V237H110V236H108V238H107V240L105 241V237H104V239H102L103 238V236H102V234H101ZM136 231H138V232H136ZM201 231H202V233L203 234H201ZM242 231V232H241ZM60 232V233H59ZM75 232V233H74ZM80 232H81V234H82V232L84 233V234H80ZM86 232V233H85ZM94 232V234H91V233H93ZM133 232V233H132ZM141 232V233H140ZM144 232V233H143ZM149 232V233H148ZM157 232V233H156ZM159 232V233H158ZM175 232V233H174ZM188 232V233H187ZM232 232V231H231ZM48 233V234H47ZM68 233H70V234H68ZM88 233V234H87ZM98 233V234H97ZM130 233H132V236H131V234ZM139 233V234H138ZM143 233V234H142ZM145 233H148L149 235H153V233H156L155 235H153V239H151L150 241H149V239H148V236H146L145 235ZM168 233V234H167ZM233 233V232H232ZM66 234V235H65ZM78 234V235H77ZM97 236H96V235ZM130 234V235H129ZM133 234H136L135 235V240H134V235ZM142 234V235H141ZM173 234H175V235H173ZM6 235V236H5ZM62 235V236H61ZM65 235V236H64ZM79 235H80V237H79ZM98 235H99V237H98ZM101 235V236H100ZM125 235V236H124ZM141 235V236H140ZM144 235V236H143ZM163 235H164V237L166 238V239H164V237H163ZM167 235V236H166ZM179 235V236H178ZM181 235V236H180ZM200 235H201V237H200ZM85 236V237H84ZM87 236V237H86ZM129 236H131V238L129 237ZM139 236V238H136V237H138ZM155 236L157 237V238H155ZM160 236V237H159ZM173 236V237H172ZM177 236V237H176ZM189 236V237H188ZM202 236H205V237H202ZM8 237V238H7ZM39 237V238H38ZM42 237V238H41ZM49 238V239H46V238ZM57 238V239H55V238ZM59 237V238H58ZM61 237V238H60ZM78 237V238H77ZM81 237H82V239H81ZM89 237V238H88ZM141 237H143L142 239H140ZM163 237V238H162ZM169 237V238H168ZM38 238V239H37ZM75 238V239H74ZM76 238H77V240H76ZM84 238V239H83ZM86 238H87V240H86ZM160 238V239H159ZM173 238V239H172ZM8 239V240H7ZM45 239V240H44ZM55 239V240H54ZM63 239V240H62ZM89 239V240H88ZM102 241H101V240ZM116 239H118V240H116ZM126 239V240H125ZM131 239H133V240H131ZM141 240V242L142 241H144V239H145V241H144V244H142L141 242H140V240L139 241H137V240ZM159 239V240H158ZM181 239V240H180ZM187 239V240H186ZM193 239L196 241V240H200L199 241V244H198V242H197V244H195V241H193ZM40 240V241H39ZM48 240V242H46ZM60 240V241H59ZM92 240V241H91ZM113 240H115V244H113V246H112V244L110 245L109 243H112V241ZM158 240V241H157ZM161 240H164V242L163 241H161ZM167 240V241H166ZM172 240V241H171ZM8 241V242H7ZM42 241V242H41ZM45 241V242H44ZM68 243H66V242ZM84 243H83V242ZM99 241V242H98ZM105 241V242H104ZM133 241H135V242H133ZM153 241L154 242H156V244L155 243H153ZM171 241V242H170ZM189 241V242H188ZM78 242V243H77ZM97 242V243H96ZM104 242V243H103ZM120 242H121V244H120ZM125 242V243H124ZM128 242V243H127ZM137 242V243H136ZM139 242V243H138ZM150 242H152V244L150 243ZM165 242H167V244L165 245ZM193 242H194V244H193ZM205 242V241H204ZM123 243V244H122ZM157 243H160L159 244V246H158V244ZM206 243V242H205ZM11 244V245H10ZM42 244V245H41ZM81 244V245H80ZM88 244V245H87ZM102 244V245H101ZM119 244V245H118ZM126 244V245H125ZM128 244V245H127ZM14 245V246H13ZM38 245H40V247H37ZM49 245L51 246V248L49 247ZM121 245V246H120ZM153 245H155V246H153ZM162 245V246H161ZM163 245L166 247L167 245L169 246V248H167L166 247V249H165V247H163ZM176 245V246H175ZM185 245V246H184ZM9 246L11 247V248H9ZM73 246V247H72ZM82 246V247H81ZM89 246H91V247H89ZM95 246V247H94ZM108 247V249H107V247ZM120 246V247H119ZM172 246V247H171ZM189 246V247H188ZM205 246V245H204ZM36 247H37V249H36ZM80 247V248H79ZM104 247V248H103ZM144 247V248H143ZM159 247H161V248H159ZM180 247V248H179ZM182 247V248H181ZM187 247V248H186ZM91 248H93V250L91 249ZM102 248V249H101ZM117 248V249H116ZM130 249V250H128V249ZM145 248H147V249H145ZM148 248H149V250H148ZM154 248V249H153ZM162 248H163V251L164 252H162ZM191 248V249H190ZM198 248V249H199ZM75 249V250H74ZM76 249H78V252H80V253H78L77 251H76ZM82 251H80V250ZM91 249V250H90ZM105 249V250H104ZM114 249V250H113ZM132 249V250H131ZM143 251H142V250ZM152 249V250H151ZM159 250V251H161L159 254L157 253V252H159V251H157V250ZM169 249H171V250H169ZM190 249V250H189ZM198 249H195L196 251L198 250ZM42 250V251H41ZM47 250V251H46ZM53 250V251H52ZM62 250H64L65 252H67V253H65L64 251H62ZM87 250V251H86ZM104 250V251H103ZM109 250L111 251L110 253H111V255H110V253H109ZM119 250V251H118ZM151 250V251H150ZM71 251V252H70ZM86 251V252H85ZM114 251V252H113ZM127 251V252H126ZM130 251H131V253H130ZM134 251V252H133ZM136 251H137V253H136ZM148 251L150 252L149 254H147L148 253ZM155 251V252H154ZM166 251H167V253H168V251H169V253L168 254H166ZM178 251V252H177ZM190 251V252H191ZM16 252V251H15ZM89 252V253H88ZM100 252V253H99ZM106 252V253H105ZM118 252V253H117ZM123 252V253H122ZM146 252V253H145ZM192 252V253H193ZM69 253V254H68ZM95 253V254H94ZM121 254V255H119L118 256V254ZM139 253H142V254H139ZM154 253V254H153ZM165 253V254H164ZM171 253H174V254H171ZM63 254V255H62ZM64 254H65V257H64ZM67 254V255H66ZM76 254V255H75ZM82 254H84V255H82ZM97 254V255H96ZM123 254L125 255V256H123ZM152 254V256H150ZM178 254H180V255H178ZM183 254V256H182V258H181V255ZM39 255V256H38ZM42 255H43V257L45 258V261L43 260L44 258L42 257ZM74 255V256H73ZM77 255H80V257L82 256V258H81V261H80V259H79V256L77 257ZM110 255V257H108V256ZM113 255V256H112ZM128 255V257L127 258H125L126 256ZM136 255V256H135ZM164 255V256H163ZM167 255H168V258H166L167 257ZM170 255V256H169ZM189 256H190V254H188ZM192 255H194V254H192ZM49 256H50V258H49ZM62 256V257H61ZM131 258H130V257ZM149 256H150V259H149ZM188 256V257H189ZM34 257V258H33ZM40 257V258H39ZM89 257H90V259H89ZM95 257V258H94ZM105 257V258H104ZM134 257V258H133ZM163 257V258H162ZM192 257V261H193V256H191ZM37 260H36V259ZM43 258V259H42ZM64 258V259H63ZM70 258V259H69ZM76 258H78L77 260H76ZM83 258H84V260H83ZM86 258V259H85ZM107 258H110L109 260L107 259ZM112 258V259H111ZM148 258V259H147ZM152 258H154V259H152ZM165 258V259H164ZM186 258V259H185ZM87 259H89V260H87ZM98 259V260H97ZM103 259V260H102ZM114 259V260H113ZM116 259V260H115ZM189 259H191V258H189ZM50 262H49V261ZM97 260V261H96ZM102 260V261H101ZM111 260H112V262H111ZM153 260V261H152ZM173 260V259H172ZM63 261V262H62ZM76 261V262H75ZM79 263H78V262ZM111 263H110V262ZM114 261V262H113ZM40 262H42V263H40ZM47 262H49V263H47ZM60 262V263H59ZM62 262V263H61ZM68 262V263H67ZM97 262V263H96ZM166 262V263H165ZM38 263V262H37Z\"/></svg>","mask_w":264,"mask_h":264},{"label":"snow or ice","instance_id":"snow-or-ice-1","mask_svg":"<svg viewBox=\"0 0 264 264\" xmlns=\"http://www.w3.org/2000/svg\"><path fill=\"white\" fill-rule=\"evenodd\" d=\"M241 7H244L242 5ZM64 60L74 59L75 54L71 49H66L62 53ZM201 60L204 59V56L199 57ZM73 83V75L71 72H66L57 82V92H63V95H58V99L63 104L64 99L71 98L70 89ZM5 91L10 87L5 84ZM77 102L84 109H87L90 105H93L92 99V90L91 88L84 89L79 92ZM103 98L97 97L95 101V106L97 108H102ZM170 127H174V124H170ZM213 140H220L221 143L224 142V133L222 129L214 130L212 133ZM206 150L210 151V147L206 144ZM239 153L233 155V165L239 161ZM121 157L113 156L111 163H99L95 165V171L90 173H85L80 176L76 183V189L74 190V195L68 197L64 195L63 190L59 186H52L50 183L45 184L42 179L33 178L32 180V194L40 206V211L46 217L50 227L53 231H58L60 228L67 229L74 227L75 225L80 224V213L83 209L79 206L81 201H90L93 197H96L103 193L107 195L108 191L111 190L113 185H119V191H128L130 188L129 184H126L122 180V173L117 170L119 166V160ZM261 167H264V152L261 153L260 157ZM221 175L224 180H238V176L234 170V167L228 169L227 172L221 171ZM135 188L140 196L144 197L149 202L151 201V193L146 191V186L140 183H136ZM261 231L259 236L260 251L262 257H264V205L261 209ZM155 223L159 224L161 221V216L159 213L153 217ZM148 239L151 240L153 235H149ZM107 240V237H105ZM115 244V240L112 241ZM87 264H95L94 261L87 262ZM123 264H145L142 260H128L123 262ZM151 264V262H148ZM167 264H183V262L176 260H169ZM194 264H200V262H194ZM264 264V262H262Z\"/></svg>","mask_w":264,"mask_h":264}]
</instances>
